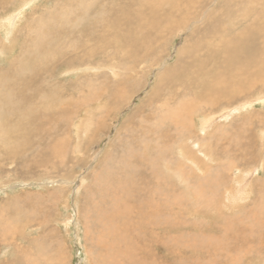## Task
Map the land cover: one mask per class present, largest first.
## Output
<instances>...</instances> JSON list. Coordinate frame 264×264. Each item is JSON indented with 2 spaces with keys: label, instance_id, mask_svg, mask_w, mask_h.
Returning <instances> with one entry per match:
<instances>
[{
  "label": "rangeland",
  "instance_id": "obj_1",
  "mask_svg": "<svg viewBox=\"0 0 264 264\" xmlns=\"http://www.w3.org/2000/svg\"><path fill=\"white\" fill-rule=\"evenodd\" d=\"M28 1L0 0V264H264V30L247 71L176 54L264 27V0L181 31L128 25L131 0L77 25L82 0H33L10 38Z\"/></svg>",
  "mask_w": 264,
  "mask_h": 264
},
{
  "label": "bare ground",
  "instance_id": "obj_2",
  "mask_svg": "<svg viewBox=\"0 0 264 264\" xmlns=\"http://www.w3.org/2000/svg\"><path fill=\"white\" fill-rule=\"evenodd\" d=\"M23 1V0H22ZM25 1V0H24ZM28 1V0H27ZM33 0L28 1L27 3L23 4V7L18 10L17 12L13 13L10 15L8 18H6L3 22V25H7V35L10 36V38L13 35V32L17 28V25L20 24L18 23L21 21L23 13L26 11V7L32 3ZM211 0H131V2L128 4L126 7V12L127 11H132L136 8V4L141 3L142 7H140L137 12L133 13V17L127 19V24L132 25L135 22H142L145 21L146 24L149 26V28H152L154 24L157 26L160 25L159 20H162L163 23H166L167 25L170 23V20L174 17L178 18L179 23L177 26L174 27L175 29H185L190 21L193 20L192 23H195L198 21V18L201 19V17H205L204 22H208L210 20L209 17H211V14H215V10H210L211 13H202L200 14L199 9H203L204 7L208 6L210 4ZM229 0H219V3L222 5L220 7V4H218L217 7L223 8L225 6V2L228 3ZM76 3L79 1L76 0ZM83 5L85 6V9L82 8L80 9L77 13L79 15V19L73 22L74 25H77L80 20H86L89 18L88 15V10H91V5H98L97 0H92L91 3H89L87 0H82ZM206 5V6H205ZM73 6V4H72ZM166 6L170 9V11L167 12V10L164 12V9ZM30 7V6H28ZM84 10V11H83ZM77 11V10H76ZM221 10H219L220 12ZM217 12V14L219 13ZM200 14V15H199ZM205 14V16H204ZM86 18V19H85ZM1 19V18H0ZM213 20L210 23V27L206 28V30L199 32L198 26L201 25V23H197L199 25H195L191 27L193 29L192 35L195 36L201 35V36H215V34L218 33L219 31V25L223 22V19L220 20L218 15H215L214 17L211 18ZM191 23V24H192ZM108 24H105V26ZM145 25L143 27V24L138 25V30L141 29L142 32L145 31V28L147 27ZM116 27L117 25L114 24ZM19 27V26H18ZM189 27V26H188ZM201 27V26H200ZM4 28V27H3ZM6 28V27H5ZM19 29V28H18ZM201 29V28H200ZM173 30V31H174ZM264 30V27L261 28V26L258 28L257 24H253L250 28L246 30L245 35L241 31L238 33L235 37L232 38H226L225 35H221V37L216 35V38H219L222 45H219L215 42V48L218 50H215L213 47H209V51L207 54L204 56H198L199 52L203 51L204 49L200 50V45L196 44L194 47H182L181 49L178 50L176 53L179 58L181 57H187L191 59V64L192 66H189L190 69H194L193 73L196 74L197 71L200 70V78H203L207 73L214 71L216 67L211 68L209 66L210 63L214 64V61L216 58H219L220 55L226 54V57L224 58L223 63L226 64L229 67H240L243 68L244 71H247L250 69V67L253 64H258L260 63L257 59H255V53H259V50L262 49L260 45L257 47V42H259V38L261 37L260 31ZM21 31V30H20ZM179 31V32H180ZM16 33V32H15ZM20 33V32H19ZM200 33V34H199ZM18 34V33H17ZM16 34V35H17ZM193 36V37H194ZM17 39V37H16ZM218 39V40H219ZM15 40V39H14ZM150 43V41L148 42ZM15 43L13 42V45ZM133 52L137 51L139 48L138 43L133 42ZM147 46V45H146ZM222 46V49L219 50V48ZM14 47V46H13ZM144 47V46H143ZM195 49V54H192V50ZM263 56H264V51H263ZM206 57V58H204ZM255 59V60H254ZM223 65L222 63L220 66ZM167 77V75H164ZM3 116H0L2 118ZM6 118V117H5ZM6 120V119H5ZM206 120V118H205ZM214 118L208 119L203 122L204 127H210V125L213 123ZM53 150V149H52ZM182 150V149H181ZM185 150V148H184ZM252 176V172L249 174ZM250 176V177H251ZM244 177V176H243ZM240 180L239 184L240 190H247L246 186L249 185L250 180L245 176V179ZM248 179V180H247ZM245 192V191H244ZM243 192V194H244ZM242 194V192L240 191ZM242 194V195H243ZM144 264V263H143Z\"/></svg>",
  "mask_w": 264,
  "mask_h": 264
}]
</instances>
